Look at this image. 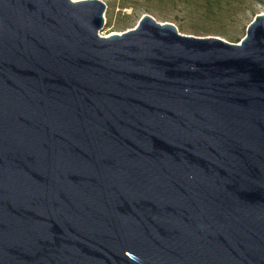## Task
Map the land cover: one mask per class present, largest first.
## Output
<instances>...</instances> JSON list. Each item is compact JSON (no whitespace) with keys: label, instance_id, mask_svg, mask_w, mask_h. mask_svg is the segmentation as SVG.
Segmentation results:
<instances>
[{"label":"water","instance_id":"water-1","mask_svg":"<svg viewBox=\"0 0 264 264\" xmlns=\"http://www.w3.org/2000/svg\"><path fill=\"white\" fill-rule=\"evenodd\" d=\"M101 0H0V264H264V13L239 43Z\"/></svg>","mask_w":264,"mask_h":264},{"label":"rangeland","instance_id":"rangeland-1","mask_svg":"<svg viewBox=\"0 0 264 264\" xmlns=\"http://www.w3.org/2000/svg\"><path fill=\"white\" fill-rule=\"evenodd\" d=\"M101 1L105 4L106 8L103 14L104 26L99 31L100 36L107 37L115 33H122L132 29L136 27L139 19L145 14L152 16L158 22H175L185 26L186 30L182 32L178 30L182 34L200 37L218 36V34L210 31L208 25L201 22L196 14L192 16L191 13H189V10H186L185 5H173L171 4V0H133V8L129 9L119 8L121 0ZM262 13H264V4L249 2L241 6L238 18L242 19L240 23L237 24V28L233 27L230 29L233 31L232 33L239 38L238 41L244 37L248 24L256 15ZM243 24L246 25L244 29L241 28ZM222 25H224L225 28H228L232 23L226 21L222 23Z\"/></svg>","mask_w":264,"mask_h":264},{"label":"trees","instance_id":"trees-1","mask_svg":"<svg viewBox=\"0 0 264 264\" xmlns=\"http://www.w3.org/2000/svg\"><path fill=\"white\" fill-rule=\"evenodd\" d=\"M133 0H121L120 9L133 8ZM173 5H185L192 16L196 14L198 19L206 23L210 31L228 42L238 43V37L230 29L237 28L242 18H238L241 6L249 2L264 4V0H171ZM244 14V13H243ZM230 21L232 25L225 28L222 23ZM179 31L186 30L185 26L173 22ZM245 24L241 26L245 28ZM247 28V27H246ZM222 29V30H221Z\"/></svg>","mask_w":264,"mask_h":264}]
</instances>
